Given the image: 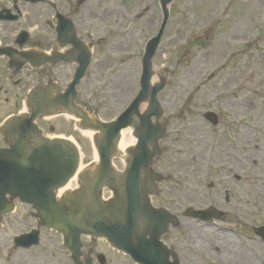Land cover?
Here are the masks:
<instances>
[{
    "label": "rangeland",
    "instance_id": "1",
    "mask_svg": "<svg viewBox=\"0 0 264 264\" xmlns=\"http://www.w3.org/2000/svg\"><path fill=\"white\" fill-rule=\"evenodd\" d=\"M32 6L29 11L36 19L31 22L49 39L56 36L45 27L46 20L56 12L73 17L94 51L80 95L91 114L104 122L114 121L140 91L145 46L163 20L160 0H87L85 4L45 0ZM170 12L153 59V83L166 81L159 102L164 110L161 123L168 127L160 143L164 154L154 162L155 171L166 179L153 203L176 214L190 207H215L224 217L215 225L182 217L183 227L171 230L168 244L177 250L182 264H264V242L255 235V229L264 226V174L259 169L264 160V116L256 110L264 105V0H178ZM12 24L9 38L25 29L26 22ZM231 31L241 33V39L232 41ZM239 64L243 66L238 78L228 84L229 73ZM8 85L0 70V118L13 110V105L4 103L11 95L5 93ZM208 112L218 116L217 127L205 120ZM71 122L68 118L48 122L47 131L55 128L54 134H48L73 138L82 165L92 166L91 140ZM138 123L136 119L133 132ZM198 130L204 140L195 141L192 148L204 165L200 161L195 167L191 159L189 166L182 165L177 151L191 145L183 137ZM0 146H5L1 130ZM125 158L115 157L117 171H124ZM16 207L0 225V264H73L62 237L39 228L31 207L20 202ZM35 229L41 232L37 247L23 250L14 245L16 237ZM83 243L84 255L93 256L94 264L98 255H105L107 264H135L104 240L83 238Z\"/></svg>",
    "mask_w": 264,
    "mask_h": 264
},
{
    "label": "water",
    "instance_id": "2",
    "mask_svg": "<svg viewBox=\"0 0 264 264\" xmlns=\"http://www.w3.org/2000/svg\"><path fill=\"white\" fill-rule=\"evenodd\" d=\"M175 1L161 0L163 23L158 35L148 42L145 49L140 93L112 123H103L73 106L75 87L87 72L91 53L78 42L72 21L58 15L56 32L59 46H66L64 37L67 36L68 44L74 45L76 50L83 48L87 56L64 97L51 98L49 92L40 89L31 94L28 100L34 112L32 118L22 116L6 123L4 132L9 148L0 149V224L5 215L15 210L14 202L19 199L36 211L40 227L63 236L74 264H93L91 258L84 263L81 261L82 237L106 239L138 264H180L177 255L161 243V238L177 220L166 210L154 208L151 203V196L156 194L158 183L163 180L153 170V164L162 154L159 141L166 134L164 125L152 122L153 118L157 121L162 118L163 110L157 97L166 86L163 79L152 84V61L170 18L169 7ZM0 51L1 54L7 52L3 49ZM59 60L72 62L77 57L54 52L53 63ZM64 99H70L69 104ZM144 103H147V110L141 113ZM59 111L74 115L80 120L81 128L95 133L93 142L99 158L93 168L80 173L81 190L66 193L62 200L57 199L55 192L64 188L77 174L81 164L80 151L71 141L42 138L33 125L39 113L56 114ZM135 118L140 122L135 129L137 146L128 150L126 169L120 174L114 169L112 160L117 155L122 131L133 125ZM207 119L217 124L215 115H207ZM104 186L115 190L114 200H101L100 191ZM189 213L202 220L219 217L214 209L203 212L192 210ZM260 234L264 238V229L260 230ZM38 243L39 232L36 231L16 239V244L24 247ZM99 261L105 264L103 257H99Z\"/></svg>",
    "mask_w": 264,
    "mask_h": 264
},
{
    "label": "flooded vegetation",
    "instance_id": "3",
    "mask_svg": "<svg viewBox=\"0 0 264 264\" xmlns=\"http://www.w3.org/2000/svg\"><path fill=\"white\" fill-rule=\"evenodd\" d=\"M41 1V0H40ZM42 0L41 3H43ZM2 3V10H11L13 14H17L20 19L19 22L14 24H22L23 21L26 22L24 26L25 29L17 30L13 37V40L10 41L8 35L11 34L12 23L0 22V47L7 49V52L1 54L0 52V70L6 74L8 77V88L9 91H6V94H11L8 98L4 99L6 105H13V110L6 114L3 118H0V130L3 123L11 117L19 116L23 113L31 114V111L24 112V107L26 108V101L28 100L31 93L39 89H44L46 92H49L51 98L56 94L64 93L67 87L73 80L75 71L78 67L76 63H65L59 62L53 63V53L55 49L59 50L60 53L67 54L75 52L73 46H68L60 50L56 43V37L52 36L49 39V36L43 34L40 30L34 27L31 20H35L36 17L32 16L33 6L28 2V0H0ZM50 7V5H49ZM57 13V12H56ZM12 15V14H11ZM8 16V14H4ZM55 20L54 16L51 19L45 21V27L51 34L55 33ZM76 27L77 35L83 39V35H80V30ZM10 28V29H9ZM7 30H9L7 32ZM27 32L29 37L27 41H17V37L21 32ZM56 36V33H55ZM68 40V37H64V41ZM82 50H78V55H82ZM50 58H52L50 60ZM83 82V81H82ZM81 82V83H82ZM81 83L77 86V98L75 104L78 107L86 108V105L80 95L79 87ZM9 92V93H8ZM50 115V117H48ZM50 112H41V114L36 119V125L39 129V132L42 136L50 138V134H54V127H50L47 131L48 122L55 120ZM71 126H74V123L71 122ZM2 131V130H1ZM2 140L4 136L2 134ZM229 200V198H228ZM173 235L166 237L168 240Z\"/></svg>",
    "mask_w": 264,
    "mask_h": 264
},
{
    "label": "bare ground",
    "instance_id": "4",
    "mask_svg": "<svg viewBox=\"0 0 264 264\" xmlns=\"http://www.w3.org/2000/svg\"><path fill=\"white\" fill-rule=\"evenodd\" d=\"M229 36H230V39L233 41L235 38L238 39V41L241 39L242 37V34L239 33V35H236V33L234 31H231L229 33ZM243 65L239 64L237 65V67H235L236 69L231 71L228 75V84L231 83L233 84V80L235 78H238L239 76V72L241 70ZM240 101H242L243 103L246 102V98H240L239 99ZM248 107L250 109H253L254 107L250 104L248 105ZM257 111H259L260 115L261 116H264V105H261L260 108H256ZM85 136L91 138L93 136V132H90V131H85L83 132ZM191 138V139H190ZM189 139V140H188ZM199 139L200 140V143L203 142L204 140V136H202V134L198 131H196V133L193 135V134H190V133H186L183 137V141H188L191 145L187 148V149H181L180 151H177V156L179 157V162L182 164V165H186V166H189L188 165V161L189 159H191L194 164L196 165L195 167H200V161H201V165H204V162L200 159V156H197L195 154V150H193V144L195 143V141H198ZM137 142V140L135 139L134 137V132L132 129H126V130H123V132L121 133V138H120V141L117 145V153H118V156L119 158L123 161L127 152H128V149L135 145V143ZM224 149V151H226V148H222ZM218 153H220V151H218ZM194 154V155H193ZM232 158L236 159L237 157L235 155H231ZM249 159V157L245 156V160ZM95 160L96 162L98 161V155L95 153ZM205 161V160H204ZM262 172V174H264V160H263V165L260 166L259 168ZM85 168L83 166H80L77 174L75 175V177L67 184L66 187H64L63 189H61L59 191V197L61 195H63L64 193L72 190L75 188V186L77 185V180H78V175H80V173L82 171H84ZM200 180V179H199ZM255 186L258 187V184L256 183ZM17 263V262H16Z\"/></svg>",
    "mask_w": 264,
    "mask_h": 264
}]
</instances>
